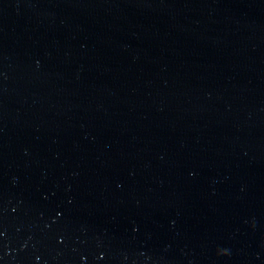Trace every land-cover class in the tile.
<instances>
[{
	"label": "water",
	"instance_id": "1",
	"mask_svg": "<svg viewBox=\"0 0 264 264\" xmlns=\"http://www.w3.org/2000/svg\"><path fill=\"white\" fill-rule=\"evenodd\" d=\"M0 264H264V0H0Z\"/></svg>",
	"mask_w": 264,
	"mask_h": 264
}]
</instances>
